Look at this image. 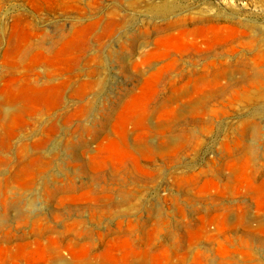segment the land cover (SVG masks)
Returning a JSON list of instances; mask_svg holds the SVG:
<instances>
[{
  "label": "rangeland",
  "instance_id": "rangeland-1",
  "mask_svg": "<svg viewBox=\"0 0 264 264\" xmlns=\"http://www.w3.org/2000/svg\"><path fill=\"white\" fill-rule=\"evenodd\" d=\"M0 264H264V0H0Z\"/></svg>",
  "mask_w": 264,
  "mask_h": 264
},
{
  "label": "bare ground",
  "instance_id": "bare-ground-1",
  "mask_svg": "<svg viewBox=\"0 0 264 264\" xmlns=\"http://www.w3.org/2000/svg\"><path fill=\"white\" fill-rule=\"evenodd\" d=\"M168 7H169L168 5H159L157 7V9H158V11H160V13H163V12L167 11Z\"/></svg>",
  "mask_w": 264,
  "mask_h": 264
}]
</instances>
